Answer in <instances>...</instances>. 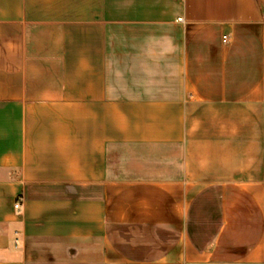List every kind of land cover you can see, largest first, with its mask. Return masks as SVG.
<instances>
[{
    "label": "crops",
    "instance_id": "crops-1",
    "mask_svg": "<svg viewBox=\"0 0 264 264\" xmlns=\"http://www.w3.org/2000/svg\"><path fill=\"white\" fill-rule=\"evenodd\" d=\"M0 264H264V0H0Z\"/></svg>",
    "mask_w": 264,
    "mask_h": 264
},
{
    "label": "built area",
    "instance_id": "built-area-1",
    "mask_svg": "<svg viewBox=\"0 0 264 264\" xmlns=\"http://www.w3.org/2000/svg\"><path fill=\"white\" fill-rule=\"evenodd\" d=\"M179 22H182V21H181V20H179ZM226 39H227L226 37H223V42H225V41H226ZM14 208H15V209H17V208H18V205H17V204H15V205H14Z\"/></svg>",
    "mask_w": 264,
    "mask_h": 264
}]
</instances>
